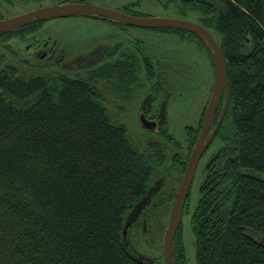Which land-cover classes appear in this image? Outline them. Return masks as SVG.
Listing matches in <instances>:
<instances>
[{
	"label": "trees",
	"instance_id": "16d2710c",
	"mask_svg": "<svg viewBox=\"0 0 264 264\" xmlns=\"http://www.w3.org/2000/svg\"><path fill=\"white\" fill-rule=\"evenodd\" d=\"M185 1L201 11L204 26L221 33L229 89L215 146L195 173L202 177L197 204L191 210L190 189L183 212L190 215L196 264H264V0ZM40 22L0 33L23 39ZM113 55L111 48L110 60L89 79L56 69L26 75L3 68L0 59V264H166L164 254H140L131 234L172 213L205 111L183 141L168 131L165 115L162 129L140 145L95 84L135 61L115 65ZM170 97L164 82L166 112ZM224 101L223 91L218 113ZM146 196L152 198L124 240L133 214L127 217ZM183 223L174 238L176 264H189Z\"/></svg>",
	"mask_w": 264,
	"mask_h": 264
},
{
	"label": "rangeland",
	"instance_id": "374dc122",
	"mask_svg": "<svg viewBox=\"0 0 264 264\" xmlns=\"http://www.w3.org/2000/svg\"><path fill=\"white\" fill-rule=\"evenodd\" d=\"M54 1L60 0H0V19L16 16L38 6L50 5ZM95 1L114 10L139 17L177 18L203 23L201 11L190 9L185 0ZM27 29L23 39L0 33V59L3 68L12 65L26 75L43 74L56 69L70 77L89 79L92 70L94 71L101 63L87 65L92 53L101 46L107 48L120 45L118 52L141 53V57L146 56L151 64L148 65L141 59V65H136L137 79L133 78L131 83L129 78L124 80L105 78L97 79L95 84L104 94V104L109 113L117 122L127 125L136 142L141 145L147 138L154 137V134L142 125L140 115L146 95L154 89L158 93L157 100L152 105V113L155 111L162 100L161 97L164 96V82L168 83L171 91L166 112L168 131L177 140L183 141L187 134V126L200 128V117L205 111V106L208 105L215 77L208 50L204 42L193 32L130 26L89 15L50 18L41 21L33 29ZM212 32L220 43L221 33L216 30ZM35 39H49L53 42L52 45L56 46L55 59L61 55L62 64L60 66L48 64L49 60L45 57H36L33 54L34 46L28 45ZM161 59L167 60L168 63L164 61L159 66L156 60L161 61ZM147 69L157 73L152 74L146 71ZM213 145L214 143L204 153L201 164L208 160ZM170 161L171 157L168 156L165 161L166 166ZM201 178L197 172L191 187V210L197 204ZM170 210L163 211L149 223L150 231L140 227L133 229L131 242L140 254L152 258H159L163 254L162 228L171 221ZM189 218L190 215L184 214V241L188 263L196 264L195 238Z\"/></svg>",
	"mask_w": 264,
	"mask_h": 264
},
{
	"label": "water",
	"instance_id": "95a60500",
	"mask_svg": "<svg viewBox=\"0 0 264 264\" xmlns=\"http://www.w3.org/2000/svg\"><path fill=\"white\" fill-rule=\"evenodd\" d=\"M75 15H89L94 17H100L132 26L148 28L173 27L189 30L196 34L204 42L210 54L215 72V82L213 90L205 111L204 122L202 124L200 134L191 151L186 168L184 170L178 189L176 191L171 221L167 226L163 237V253L165 263L176 264L173 255V252L175 250L174 238L182 222L187 197L191 189L199 163L204 153L212 143L213 138L219 128V125L221 124L224 118V114L229 103V89L227 81L226 64L220 44L218 43L212 32L206 26L200 23L177 18L139 17L87 1L60 2L46 6L42 5L30 11L18 14L16 16L7 19H0V32H9L20 27H24L25 25H28L30 23L43 21L50 18L69 17ZM223 91L225 92V101L222 113L219 117L217 125L211 130ZM165 113L166 109H164V120L166 115ZM140 117L141 123L146 129L155 130L154 124L149 121L143 111H141ZM151 198L152 197H149L147 199V196L143 197L128 215L127 219H130L132 214L133 217L131 221H127L124 225V240H126L127 237V228L138 217V214L145 206V203H148Z\"/></svg>",
	"mask_w": 264,
	"mask_h": 264
},
{
	"label": "flooded vegetation",
	"instance_id": "af4514ba",
	"mask_svg": "<svg viewBox=\"0 0 264 264\" xmlns=\"http://www.w3.org/2000/svg\"><path fill=\"white\" fill-rule=\"evenodd\" d=\"M86 1L90 2V3H95L98 5L106 6L105 4L99 3L95 0H86ZM54 3H60V2L55 1V2H52L51 4H54ZM130 26H132V25H130ZM41 40H43V41H41ZM52 44H53V42H51L49 39H35L34 42L28 43V45L34 46L33 54L36 57H38V58H41L42 56L45 57V59L49 60L48 64H53V63L62 64L60 62L61 55L58 54L59 57L57 59H55L54 55L56 53V50H55L56 46L52 45ZM119 47H120V45H115V46L107 47V48L101 46L100 48L96 49L92 53V58L87 63V65L92 66L95 64H99L101 62L99 65H97V68H98V67H100V65L106 63L107 60H110V58H106L107 53H109L110 49L112 48L114 50V55L112 57V60L114 61L115 65L119 64L121 61L131 62L132 59L135 61L131 63L132 65L128 69H124L123 66L122 67L118 66V69L113 70L112 74L109 75L108 78H111V79L112 78L116 79V78H120V77L129 78V79L131 78L130 79V83H131L133 81V78L137 77L136 65H141V59L143 60V62L147 63L148 65H150L151 63L146 56L141 57V55H140L141 53L140 54L139 53H129L126 51L118 52ZM162 62L168 63V61L164 60V59H161V61L156 60V63L159 64V66H161ZM146 71H149L152 74L157 73V71L155 72L154 70H148L147 69ZM160 78H161V76H159V79ZM156 92L157 91L155 89H154V91L151 90L148 92V94L146 95V99L143 103L142 110H141L146 114L149 121H151L154 124L155 130H149L152 132H154V131L156 132L157 130L162 129V126L164 124V101L166 102V99H164V96L161 97L162 100H160L155 111L152 113V105L157 100V95H158V93H156ZM218 107H217L214 123L212 124L211 130H212V128H214L217 125L219 117L222 113V109H221V111L218 114ZM226 112H227V109H226ZM226 112L224 114V118H225ZM151 113H152V115H150ZM217 115H218V118L216 119ZM224 118H223V120H224ZM222 122H221V124H222ZM221 124L219 125V128H218V130H217V132L213 138V141L216 139V136H218V131L221 128ZM213 141H212V143H213ZM212 143L210 144V146L212 145Z\"/></svg>",
	"mask_w": 264,
	"mask_h": 264
}]
</instances>
